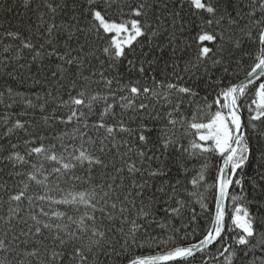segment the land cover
<instances>
[{
	"label": "snow or ice",
	"instance_id": "6c2138e0",
	"mask_svg": "<svg viewBox=\"0 0 264 264\" xmlns=\"http://www.w3.org/2000/svg\"><path fill=\"white\" fill-rule=\"evenodd\" d=\"M32 5L20 6L38 14L35 32L31 24L27 34L5 31L19 43L4 48L10 55L0 67L28 50L32 63L57 62L50 79L59 87L36 95L39 104L11 87L0 92L5 109L38 107L48 128L0 117V173L7 176L0 264H264V0ZM0 11L13 9L2 0ZM60 14L68 19L57 24ZM166 49L173 58L180 51L184 67L166 62L171 76L157 79L145 65ZM117 106L142 121L135 151L121 134L137 133L117 117ZM161 120L153 141L147 121ZM20 132L23 152L10 139ZM181 170L191 185L184 195ZM153 225L161 229L155 235ZM146 245L157 253L131 252Z\"/></svg>",
	"mask_w": 264,
	"mask_h": 264
},
{
	"label": "trees",
	"instance_id": "16d2710c",
	"mask_svg": "<svg viewBox=\"0 0 264 264\" xmlns=\"http://www.w3.org/2000/svg\"><path fill=\"white\" fill-rule=\"evenodd\" d=\"M2 2V0H0ZM42 0H33L32 7L35 8L37 4H40ZM213 3L216 2V0H212ZM235 2V0H234ZM248 0H244V3H247ZM7 3L12 6V13H9L5 15L3 11H0V24L3 25L2 28H0V59L3 57L9 56L10 53L4 52V48L8 46L9 44H18V41H10L9 39H6L4 37L5 31L10 30H20L22 32H25L27 34L29 24L32 26V31L35 32V26L37 23H39L37 19V13L32 12L30 9H25L21 7L22 0H7ZM187 11V9H186ZM193 11H195L193 9ZM68 19L67 16L60 14L57 15L55 18V22L57 24L62 23L63 21H66ZM42 42V41H41ZM63 43V40H61V44ZM190 43V40L187 38L184 39L183 43L180 44V47L183 48L184 44ZM139 50V48H138ZM144 51H149L148 47H144ZM154 55L156 57H159L157 62L149 67L147 64L145 67L148 69V71L154 75H156L157 79H163L164 76L167 74L169 77L172 73L171 67H166V62L170 65L173 61V59L176 60L177 63H179L180 68L183 69L184 67V60L179 59V57L182 55L180 51H177L176 57L173 58L171 56V49H166L164 53L155 52ZM152 58V55L150 54L149 59ZM56 63L54 60L50 61L46 57L42 58V61H37L36 63L31 62V53L28 52V50L24 51V57L23 59L16 60L15 58L13 61L8 64L7 70H5L3 67H0V92H4L6 88L11 87L14 91L22 93L24 96L31 98L34 103L39 104L42 103V101L36 100V95L39 96H46V94L49 91H53L55 94L56 89L59 87V85L56 84L54 80L50 79V69L54 70L56 68ZM23 65V67H21ZM92 67L99 68V64L97 61L92 62ZM88 69L86 68V74ZM121 73H124L127 75V72L124 67L119 68L118 70ZM117 69L111 70V72H106V75H116ZM11 73V75H9ZM242 75V74H241ZM15 76L16 78L13 79L12 77ZM133 79H135V75L133 76ZM147 82L150 85L151 84V77L149 76L147 78ZM62 83H66V81H62ZM143 83V80H142ZM93 89L97 88L96 84L92 85ZM60 92L62 95L66 96V89L61 88ZM203 90L201 89V95H203ZM6 95V94H5ZM117 105H119V100H117ZM54 108V105L49 103L48 105V112L47 114H51L52 109ZM185 108L187 110V105H185ZM103 106L101 105L98 111H102ZM25 112L27 114H25ZM11 113L12 120L15 119H21L23 121H27L32 125L31 130L40 129L43 131H48L47 126L44 122V113H41L38 107H31V108H25L22 103H16L13 105L11 109H5L4 104L0 103V117H3L6 114ZM117 117H121V109L119 106H117L116 109ZM58 115L61 113H57ZM98 117L93 116L91 119H97ZM122 118L124 120V123L126 126L133 131L137 133V136H131L128 133H122L121 136L124 140H128L132 143L133 149L135 151V145L137 143L138 138V132L140 129V125L142 121L133 116L131 112H128L126 114L122 115ZM105 119H108L110 122L115 123V120L111 119L110 117H106ZM145 120L147 118L145 117ZM149 127H154V131L152 133V139L153 141L159 136V129L164 124V121H147ZM6 131V127L3 124V121L0 120V135ZM55 131V130H53ZM59 131H63V126L59 128ZM180 134V131H177V135ZM49 138L51 139V132H48ZM24 133L20 132L17 133V135H14L10 137L12 143H18L20 145V151L23 152L24 150V141H23ZM49 141L46 140L45 143L47 144ZM55 143H58L56 141H53ZM78 143V142H77ZM151 146V142L149 144ZM71 150V149H70ZM147 151V148L144 149ZM151 155V153H148ZM117 163H119V160H117ZM211 166V161L209 162ZM156 165V162H153V166ZM147 162L145 163V167H147ZM256 168V162L253 161L252 167L248 170L249 175H252L254 170ZM175 175V173H173ZM166 179V178H162ZM181 195H184L183 189L185 187L191 188V185L187 182V180L184 179L183 170H181ZM191 179V177H189ZM7 180V176L5 173H0V184H3ZM127 184L131 183V180H126ZM154 183L157 185L160 183V180H156ZM9 187H11V182L9 183ZM249 191L251 190V185H248ZM35 190V189H34ZM0 199H7V196H2ZM197 211H199V206L197 205ZM0 215L7 216V205L0 206ZM149 231L152 232L153 235L156 233H159L161 229L157 228L155 225H153L152 229H149ZM4 235V228L0 227V237H3ZM11 236H9V239ZM157 249L155 245L148 246L146 245L142 249L133 248L131 249L132 253L135 254H142V255H150V254H156ZM5 253H0V259H3ZM19 259H23V257H19Z\"/></svg>",
	"mask_w": 264,
	"mask_h": 264
}]
</instances>
